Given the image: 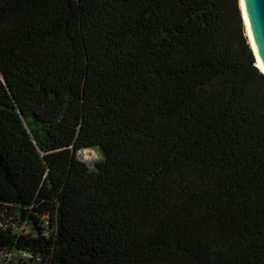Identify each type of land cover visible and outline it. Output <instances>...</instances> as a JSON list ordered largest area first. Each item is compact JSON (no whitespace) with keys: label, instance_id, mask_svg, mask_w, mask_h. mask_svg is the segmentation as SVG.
Masks as SVG:
<instances>
[{"label":"trees","instance_id":"16d2710c","mask_svg":"<svg viewBox=\"0 0 264 264\" xmlns=\"http://www.w3.org/2000/svg\"><path fill=\"white\" fill-rule=\"evenodd\" d=\"M243 31L238 0H0V207L29 228L0 227L9 264H264Z\"/></svg>","mask_w":264,"mask_h":264},{"label":"rangeland","instance_id":"374dc122","mask_svg":"<svg viewBox=\"0 0 264 264\" xmlns=\"http://www.w3.org/2000/svg\"><path fill=\"white\" fill-rule=\"evenodd\" d=\"M241 15H242V12H241ZM241 19H242V16H241ZM242 25H243V30L245 31L243 19H242ZM244 31H243V36L246 39L247 43L249 44L248 38ZM255 61H256V58H255ZM76 157L80 159L81 162L88 164V166H93V161L96 159V155H94V152L91 150H85V151L80 150L79 152L76 153ZM16 215L17 214L13 206L4 205V207H0V227L3 229H10V228L13 229L12 231L17 236L20 234L23 236H26L29 233V228L25 227L24 224H21V222H19ZM28 258L29 257L27 255H22V254L19 255L15 250H10V251H5V252L0 253V263L1 264L17 263L20 261L22 262V260L27 261Z\"/></svg>","mask_w":264,"mask_h":264},{"label":"water","instance_id":"95a60500","mask_svg":"<svg viewBox=\"0 0 264 264\" xmlns=\"http://www.w3.org/2000/svg\"><path fill=\"white\" fill-rule=\"evenodd\" d=\"M244 10L254 48L264 67V0H244Z\"/></svg>","mask_w":264,"mask_h":264},{"label":"bare ground","instance_id":"6f19581e","mask_svg":"<svg viewBox=\"0 0 264 264\" xmlns=\"http://www.w3.org/2000/svg\"><path fill=\"white\" fill-rule=\"evenodd\" d=\"M238 5H239V8H240V10H241V12H242V19H243V22H244V28H245V34H246V36H247V38H248V42H249V44H250V46H251V49H252V51H253V55L255 56V58H256V61H255V66L258 68V70L262 73V74H264V67H263V65H262V62H261V60H260V58H259V56H258V54H257V52H256V50H255V45H254V43H253V40H252V37H251V34H250V27H249V24H248V21H247V18H246V13H245V10H244V7L243 8H241V3H240V0H238Z\"/></svg>","mask_w":264,"mask_h":264},{"label":"snow or ice","instance_id":"6c2138e0","mask_svg":"<svg viewBox=\"0 0 264 264\" xmlns=\"http://www.w3.org/2000/svg\"><path fill=\"white\" fill-rule=\"evenodd\" d=\"M240 3H241V8L244 7V0H240Z\"/></svg>","mask_w":264,"mask_h":264},{"label":"built area","instance_id":"2783aa9c","mask_svg":"<svg viewBox=\"0 0 264 264\" xmlns=\"http://www.w3.org/2000/svg\"><path fill=\"white\" fill-rule=\"evenodd\" d=\"M85 151V150H84ZM92 151V150H91ZM94 152V151H93ZM94 155H95V152H94ZM24 255V254H23Z\"/></svg>","mask_w":264,"mask_h":264}]
</instances>
